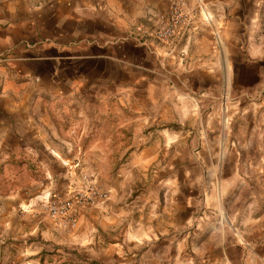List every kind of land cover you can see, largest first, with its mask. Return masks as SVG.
<instances>
[{
	"label": "crops",
	"instance_id": "crops-1",
	"mask_svg": "<svg viewBox=\"0 0 264 264\" xmlns=\"http://www.w3.org/2000/svg\"><path fill=\"white\" fill-rule=\"evenodd\" d=\"M172 1L0 0V53L7 57L0 63V228L18 220L19 237L36 243V264L59 253L54 247L66 238L86 240L89 247L78 253L95 254L90 244L102 236L112 237L109 246L120 257L134 247V264H170L168 255L186 254L194 238L201 253L195 264H264V240L228 242L220 262L215 233L187 229L185 203L172 220L166 176L187 170L166 162L183 139L175 126L198 125L204 139L214 131L234 135V101L253 91L237 84L236 63L248 69L264 62V0H181L192 25L162 43L157 19ZM82 160L111 197L82 214L78 236H63L42 215V200L65 189L68 169ZM150 169L154 180L141 179ZM125 171L150 194L152 182L161 186V199L131 203L137 212L148 204L161 208V225L126 214ZM254 235L264 239V230ZM27 241L20 254H28Z\"/></svg>",
	"mask_w": 264,
	"mask_h": 264
},
{
	"label": "rangeland",
	"instance_id": "rangeland-1",
	"mask_svg": "<svg viewBox=\"0 0 264 264\" xmlns=\"http://www.w3.org/2000/svg\"><path fill=\"white\" fill-rule=\"evenodd\" d=\"M35 1L43 3L46 0ZM5 58H7L6 55ZM248 65L249 68L246 69L239 63H236L237 84H248L253 91L247 96H237L234 101L235 110L230 115L232 118L231 122L233 120L235 122L234 135L233 133L231 134L230 140L227 139L228 136L226 134L223 135V131H214L209 134V138L204 139L203 135H201V127L198 125H177L174 130L182 132L183 139L181 142L175 144L178 150L173 151L166 158L167 163L170 162L173 166H183L187 169L185 173L177 171L166 175L169 177L167 187L171 189V193L167 197L171 200V210L168 209L167 211H170L173 220L175 211L179 208L184 210L185 203L188 215L187 229L191 232L195 230L214 232V238L211 240L217 243V246L219 245L216 251V259H219L220 262L226 261L225 253L228 252V242L247 241V243H250V241L260 242L264 240L254 235L255 231L264 230V62L249 63ZM232 114L235 118H233ZM188 115L193 117V120L189 118V122L195 123V115ZM231 128L233 129L232 126ZM221 133L225 140L222 141L221 138L218 143L217 139ZM123 161L125 162V159ZM83 162L84 160L68 169V179L65 189H59L46 194V197L42 200V215L63 236L73 234H75L74 236H78L77 233L81 227L82 214L96 208L81 210L78 216L77 227L75 229L64 230L45 211L46 205L51 200H62L67 196L69 191L84 188L88 185L108 194V199L105 203L111 197L110 191H103L98 186V174L96 172L91 173L88 170L89 165L83 164ZM103 168H106V165ZM151 171H156V169L144 172L143 175H140V178L144 179V181L145 179L153 181L157 174ZM124 175V186L121 187L120 192L125 202L126 214L129 216L134 214V219L136 215L143 216L140 221L144 225L153 226L154 228L161 225V217L157 216L162 213L159 212L161 208L148 204L145 207L140 206V211L137 212L135 208H132L134 204H131L134 200L137 201L138 199L142 200L145 198L148 201L150 197L154 198V196L161 199L159 197L161 186L152 182L156 186V190L150 194L147 191V186H143L144 184H137L133 180L131 182L133 175L131 176L128 171H125ZM172 223L174 225V222ZM125 225L129 226L130 223ZM21 230H24V227L18 220L15 224L13 223L9 230H7V227L0 228V264L38 263V257H36L34 249H30L36 243L33 244L27 241V238L19 237ZM223 231H228V234L222 236ZM231 231H237L238 235H244L245 232L247 235H251V237L244 238L243 236H239V238H232L230 237ZM94 233L101 235L97 231ZM91 238L88 240L91 241ZM23 239L28 242V254H20V250L22 249L20 247L25 245ZM62 240L63 244L60 243L58 248L54 247V249H59L60 252L55 253L53 257H51L52 255L44 256L43 264H134L131 261V254H133V251L135 253V248L133 247L130 250L131 254L127 253V256L120 257L109 246L112 240L110 236H102L99 243L96 242L98 241L97 239L93 240L90 245L96 246L95 254L90 255L78 253V250L81 251L83 246H85L84 248L89 247L88 244H85L86 240L72 239V242L68 241L67 238ZM196 240L194 238L191 243V239H189V248L186 254H169V259H171L170 264H179V261L180 264H195L198 261L197 258L201 256V253L197 252ZM3 242H7L8 244L13 243L15 246L5 247ZM42 244L45 246L44 249L52 251L51 245L45 241ZM145 249L147 250V248ZM143 257L149 258L150 254L144 253ZM95 258L98 259L94 260ZM204 259L207 260L206 254H204ZM142 264L151 263L146 260Z\"/></svg>",
	"mask_w": 264,
	"mask_h": 264
},
{
	"label": "built area",
	"instance_id": "built-area-1",
	"mask_svg": "<svg viewBox=\"0 0 264 264\" xmlns=\"http://www.w3.org/2000/svg\"><path fill=\"white\" fill-rule=\"evenodd\" d=\"M193 17L187 4L181 0H173L167 13L157 19L155 36L162 43L170 42L181 28L192 25ZM0 54V63L5 60ZM87 179V177L85 176ZM108 194L93 186L71 190L62 200H51L45 208L49 217L64 230L75 229L78 225V216L81 210L97 208L105 203Z\"/></svg>",
	"mask_w": 264,
	"mask_h": 264
}]
</instances>
